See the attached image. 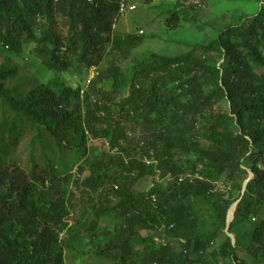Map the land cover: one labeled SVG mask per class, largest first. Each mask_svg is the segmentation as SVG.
Segmentation results:
<instances>
[{"label": "trees", "instance_id": "1", "mask_svg": "<svg viewBox=\"0 0 264 264\" xmlns=\"http://www.w3.org/2000/svg\"><path fill=\"white\" fill-rule=\"evenodd\" d=\"M142 1L170 29L202 6ZM203 6L236 18L126 69L119 0H0V264H264V0ZM25 54L99 75L39 83Z\"/></svg>", "mask_w": 264, "mask_h": 264}, {"label": "rangeland", "instance_id": "2", "mask_svg": "<svg viewBox=\"0 0 264 264\" xmlns=\"http://www.w3.org/2000/svg\"><path fill=\"white\" fill-rule=\"evenodd\" d=\"M130 2V4L136 5L137 9L132 12H127L123 17L119 18L114 29L115 34L122 36L136 34L140 37V43L132 52V59L134 60H131V63H128L124 67L126 69L133 67L136 62L135 60L147 59L152 53L163 56H175L190 51L191 46L197 43L206 44L210 40L213 26L223 23L229 24L236 18L234 10L228 9L229 6H226L225 9H216V7L208 9L206 8L207 6H203L204 0H200L202 7L194 9L189 14L191 17H197L199 21L193 20L188 23L182 21L177 27L170 29L166 23V4L155 2L152 5H145L142 0H130ZM176 2L177 0H171L168 4L175 5ZM220 11H225L226 13L227 11H232L233 14H227V17L226 15L221 16ZM140 31L143 34H140ZM23 59H25L23 61L25 65L23 67H25L24 71H26L24 74L37 79L39 83L56 81L74 88L82 85V89H87V91H90L94 86V80H90V73L88 79L82 82L79 79L80 77L70 72L63 74L48 72L40 60L30 55L25 54ZM250 65L253 69L261 71L255 64L250 63ZM223 107L226 108L227 105L223 103ZM135 125H130L129 129L134 128ZM96 144L102 148L100 142ZM152 184V177H147L136 188L138 191H146ZM231 215L232 213L230 217ZM158 240H161V238H158Z\"/></svg>", "mask_w": 264, "mask_h": 264}, {"label": "built area", "instance_id": "3", "mask_svg": "<svg viewBox=\"0 0 264 264\" xmlns=\"http://www.w3.org/2000/svg\"><path fill=\"white\" fill-rule=\"evenodd\" d=\"M95 0H89L90 3H94ZM195 4H199V2H196ZM119 6H120V9H119V17H123L127 12L129 11H134L136 10V6L135 5H129L127 3V0H119ZM201 6V5H200ZM202 7V6H201ZM89 73L91 74V78L90 80H94L96 76L99 75V72H98V68L97 67H93L90 69ZM90 83V81H89ZM86 90H83L82 91V94H84ZM96 101V100H95Z\"/></svg>", "mask_w": 264, "mask_h": 264}, {"label": "clouds", "instance_id": "4", "mask_svg": "<svg viewBox=\"0 0 264 264\" xmlns=\"http://www.w3.org/2000/svg\"><path fill=\"white\" fill-rule=\"evenodd\" d=\"M135 6H136V5H135ZM134 11H135V10H134ZM129 12H131V11H129ZM119 18H121V17H118V20H119ZM118 20H117V21H118ZM140 34H143V32L140 31ZM89 71H90V70H89ZM88 77H89V74H88ZM88 77H87V79H88ZM84 90H85V89H84ZM86 91H87V89H86ZM93 100H94L95 103L97 102V99H96V98H95V99L93 98ZM95 100H96V101H95ZM150 163H151V162H148V164H150ZM154 163H155V162H154ZM198 177H199L198 175H195L194 178H198ZM252 179H253V173H252V171H249V179L247 180L248 183H249V181L252 180ZM247 181H246V182H247ZM246 182H245V183H246ZM248 183H247V184H248ZM244 186H245V184H244ZM222 189L224 190V187H223ZM246 189H247V185H246ZM245 191H246V190H245ZM245 191H244V187H243V193H245ZM238 202H240V201H238ZM238 202H237V203H238ZM237 203H236V204H237ZM236 204H234V205L232 206V208H233ZM237 206H238V205H237ZM232 208L230 209V211L232 210ZM236 209H237V208H236ZM230 211H229V213H230ZM235 212H236V211H235ZM234 215H235V214H234ZM228 216H229V214H228ZM233 220H234V219H233ZM228 230H229V228H227V231H228ZM229 236L231 237V239H232V236L234 237L235 242L233 241V239H232V241H233V244H235V243H236L235 236L232 235V234H230Z\"/></svg>", "mask_w": 264, "mask_h": 264}, {"label": "water", "instance_id": "5", "mask_svg": "<svg viewBox=\"0 0 264 264\" xmlns=\"http://www.w3.org/2000/svg\"><path fill=\"white\" fill-rule=\"evenodd\" d=\"M247 183H248V181L245 183L244 191L246 190V185H247ZM238 204H239V202H238V203L232 208V210H231L230 213H229V216H228V228H229L231 222H232L233 219H234V214H235V211H236V208H237V205H238ZM231 212H233V213H232V215H231V217H230ZM232 239H233V241L235 242L233 236H232Z\"/></svg>", "mask_w": 264, "mask_h": 264}, {"label": "bare ground", "instance_id": "6", "mask_svg": "<svg viewBox=\"0 0 264 264\" xmlns=\"http://www.w3.org/2000/svg\"><path fill=\"white\" fill-rule=\"evenodd\" d=\"M233 213V212H232Z\"/></svg>", "mask_w": 264, "mask_h": 264}]
</instances>
